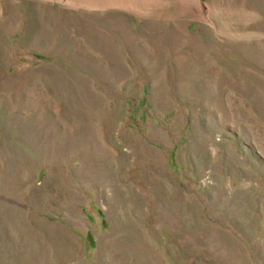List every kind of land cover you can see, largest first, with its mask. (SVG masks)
I'll use <instances>...</instances> for the list:
<instances>
[{
  "label": "rangeland",
  "instance_id": "1",
  "mask_svg": "<svg viewBox=\"0 0 264 264\" xmlns=\"http://www.w3.org/2000/svg\"><path fill=\"white\" fill-rule=\"evenodd\" d=\"M0 264H264V0H0Z\"/></svg>",
  "mask_w": 264,
  "mask_h": 264
},
{
  "label": "crops",
  "instance_id": "2",
  "mask_svg": "<svg viewBox=\"0 0 264 264\" xmlns=\"http://www.w3.org/2000/svg\"><path fill=\"white\" fill-rule=\"evenodd\" d=\"M97 7H104V6H103V5H101V4H98V5H97Z\"/></svg>",
  "mask_w": 264,
  "mask_h": 264
}]
</instances>
